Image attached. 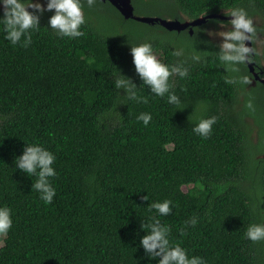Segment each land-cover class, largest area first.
<instances>
[{
    "label": "trees",
    "instance_id": "1",
    "mask_svg": "<svg viewBox=\"0 0 264 264\" xmlns=\"http://www.w3.org/2000/svg\"><path fill=\"white\" fill-rule=\"evenodd\" d=\"M132 5L141 17L160 8L169 19L193 21L227 17L240 7L252 20H264V0ZM84 14V35L71 39L46 28L53 12H45L27 47L12 45L0 26V206L13 212L0 264H157L140 246L146 234L140 225L155 214L149 204L165 199L172 211L158 218L169 226L170 242L190 257L207 264H264V240L244 236L249 224L264 223V84L248 91L250 83L225 82L250 75L245 62L226 72L219 44L205 34L208 25L228 20L210 19L190 35L126 20L102 0L91 7L84 0ZM131 28L138 29L137 41L155 40L153 51H161L164 63L188 68L186 77H170L179 104L142 86L130 53ZM254 28L253 39L264 33ZM195 54L200 61L192 59ZM120 73L137 85V99L115 88ZM256 90L261 97L252 94ZM143 112L152 115L148 126L137 120ZM213 116L207 138L192 131L201 118ZM26 143L56 156L50 204L33 189L37 177L15 169ZM185 186L192 187L185 192Z\"/></svg>",
    "mask_w": 264,
    "mask_h": 264
},
{
    "label": "clouds",
    "instance_id": "2",
    "mask_svg": "<svg viewBox=\"0 0 264 264\" xmlns=\"http://www.w3.org/2000/svg\"><path fill=\"white\" fill-rule=\"evenodd\" d=\"M95 0H87L91 7ZM3 16L0 17V26L4 32V38L12 45L22 44L27 47L32 42V32L40 28V17L45 12H53L48 19V29L56 31L62 37L75 39L84 35L81 26L86 23L84 14V0H0ZM31 9L32 11H29ZM226 16L231 17L229 21H218L219 27L225 29L219 32H209L210 36H218L221 43L216 52L218 58L224 64L226 72H237V66L244 63L252 51L246 44L251 42L255 33L254 22L245 9L235 7L230 9ZM230 26V28L228 27ZM213 33L215 35H213ZM182 51L174 52V55H182ZM197 51V50H196ZM199 52V51H197ZM130 53L133 58L135 72L147 85L151 93L155 96L164 97L170 104H179V97L171 91L172 85L170 77L178 74L181 78L188 75V68L181 64H166L153 51L151 43H142L131 46ZM195 61H200L201 56L195 54L192 57ZM230 84H248L246 76H229L225 79ZM116 89H123L126 97L137 99V85L131 78L120 73L115 79ZM141 86V87H142ZM145 103L147 100L143 97ZM252 107L251 101L247 105ZM138 121H142L148 126L152 120L151 113L143 112L137 116ZM216 123V117L201 118L192 131L201 137L207 138ZM56 160L55 154L39 143H26L23 154L15 158V169L26 173L29 177L35 175L37 178L33 183V189L39 193L40 199L45 204L52 203L56 196V189L53 187L50 178L57 175L54 168ZM147 196L145 199L147 200ZM172 201L165 199L149 204L148 209L155 214L150 217V221L141 222V229L146 233L140 237V246L144 249L149 258L156 259L157 264H207L204 258L199 256H189L185 248L180 244H172L169 240L170 228L162 224L158 216H167L172 211ZM196 218H192L190 224L195 226ZM13 227L12 209L3 205L0 206V236H6ZM244 236L246 239L257 242L264 240V223H252L247 227Z\"/></svg>",
    "mask_w": 264,
    "mask_h": 264
},
{
    "label": "water",
    "instance_id": "3",
    "mask_svg": "<svg viewBox=\"0 0 264 264\" xmlns=\"http://www.w3.org/2000/svg\"><path fill=\"white\" fill-rule=\"evenodd\" d=\"M103 2H109L113 7H115L118 12L124 17V19L129 20L133 19L137 22L140 23H145L149 25H155L159 24L168 31L171 32H181V31H186L190 30V34H193V29L196 27H200L204 24L207 23L208 20L210 19H222V20H230L232 19L231 17L223 16L221 14H213V15H208L204 17H200L198 19H195L193 21L186 20L185 22H181L178 19L171 20V19H164V18H159V17H145V16H136L134 13V7L132 5V0H102ZM248 46L253 48V43L252 41L246 42ZM252 52V51H251ZM249 69L251 72H255V67L253 64L249 63ZM255 78L259 79L258 75L254 73ZM264 83V80H263Z\"/></svg>",
    "mask_w": 264,
    "mask_h": 264
},
{
    "label": "rangeland",
    "instance_id": "4",
    "mask_svg": "<svg viewBox=\"0 0 264 264\" xmlns=\"http://www.w3.org/2000/svg\"><path fill=\"white\" fill-rule=\"evenodd\" d=\"M41 2H44V0H41ZM163 11H165V10L159 8V9L146 10V11L141 12V14L142 15H146V16L159 17V18L163 17L164 19H169V18H167V17H169V14L168 13H163ZM171 20H175V19H171ZM185 21H186V19H185ZM185 21H181V22H185ZM253 22H254L255 26H257L261 30H264V20L261 17H259V16L258 17H254L253 18ZM228 27L230 28V26H228ZM132 29L133 28L130 29L131 32H130V35H129L130 36V41L133 44L132 46H136L137 44L139 45V44H142V43H151L152 44L155 41L154 39L149 40V38H147V37H144V38L141 37V40L137 41L136 38H135V33H136V31L138 29L137 30H132ZM223 30H225V29H221L219 27L218 23H214V24L208 25V28L205 29V34L209 37V39L211 41H213L214 43L220 44L221 43V39L218 36H210L208 33L209 32H219V31H223ZM174 32H176V31H174ZM183 32L184 31L177 32V33L180 34V33H183ZM193 35H194V33H193ZM213 35H215V34L213 33ZM158 38L163 40L165 38H168V36L164 37V36L158 35ZM253 46L254 47H253L252 50H256L255 51L256 60L259 61V64L262 66V69L264 70V59H263V55H262L263 51H264V33L262 31L258 32L257 36L253 39ZM154 53L157 55V57L159 59H161V60L163 59L161 51H154ZM252 94H254V95L257 94V95H259L261 97V93H260L259 90L254 91ZM254 137L255 138L257 137L256 133H254ZM190 187H192V186H188V187L185 186L183 188V190L185 192H187L190 189ZM3 240H4V236H0V246L3 245V243H4Z\"/></svg>",
    "mask_w": 264,
    "mask_h": 264
},
{
    "label": "flooded vegetation",
    "instance_id": "5",
    "mask_svg": "<svg viewBox=\"0 0 264 264\" xmlns=\"http://www.w3.org/2000/svg\"><path fill=\"white\" fill-rule=\"evenodd\" d=\"M29 10H31V9H29ZM0 13H3L2 6H0ZM216 19H219V18H216ZM221 21H227V20H221ZM186 31H189V33H190V30H186ZM193 33H194V29H193ZM190 35H193V34H190ZM252 43H253V38H252ZM255 51L256 50H252V52L249 55V58L245 61V65H246V67L248 69V72L250 74L247 77L248 78V81L250 83L249 87L247 88L248 91H249V89H250L251 86L252 87H257L258 86V82H261L262 84H264L263 83V80H264V70L262 69V66L259 64V61L256 60V53H255ZM263 59H264V55H263ZM249 63L253 64V66L255 67V72H251L250 71V69H249ZM254 73H256L258 75L259 79H256L255 78Z\"/></svg>",
    "mask_w": 264,
    "mask_h": 264
}]
</instances>
